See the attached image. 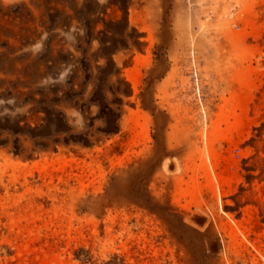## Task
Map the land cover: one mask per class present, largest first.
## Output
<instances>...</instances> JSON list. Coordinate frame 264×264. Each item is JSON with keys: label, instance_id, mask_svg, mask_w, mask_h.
<instances>
[{"label": "rangeland", "instance_id": "obj_1", "mask_svg": "<svg viewBox=\"0 0 264 264\" xmlns=\"http://www.w3.org/2000/svg\"><path fill=\"white\" fill-rule=\"evenodd\" d=\"M0 264H264V0H0Z\"/></svg>", "mask_w": 264, "mask_h": 264}]
</instances>
